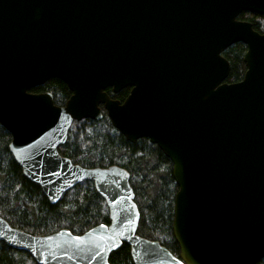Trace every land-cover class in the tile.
Segmentation results:
<instances>
[{"label":"water","instance_id":"1","mask_svg":"<svg viewBox=\"0 0 264 264\" xmlns=\"http://www.w3.org/2000/svg\"><path fill=\"white\" fill-rule=\"evenodd\" d=\"M264 0H0V125L22 174L51 204L91 181L108 224L80 235H32L0 217V241L35 264H109L122 243L133 264H256L264 258V33L241 12ZM246 47L228 83L222 53ZM62 80L64 106L29 90ZM130 88L123 102L105 92ZM126 141L147 138L177 186L175 256L137 234L139 210L122 167L86 168L58 153L74 121L100 120Z\"/></svg>","mask_w":264,"mask_h":264},{"label":"trees","instance_id":"2","mask_svg":"<svg viewBox=\"0 0 264 264\" xmlns=\"http://www.w3.org/2000/svg\"><path fill=\"white\" fill-rule=\"evenodd\" d=\"M238 19L249 22L256 32L264 33V15L243 11ZM245 51L242 43H236L222 53L230 63L226 82L233 83L243 78ZM29 91L51 93L57 106H64L71 95L66 84L58 78L48 79ZM129 91V87L118 93H113L110 88L105 90L111 99L120 102ZM100 109V120L83 119L71 124L66 142L58 147V153L86 168L110 165L124 168L130 175L129 183L140 214L137 234L157 240L178 256L179 247L172 232L177 186L172 176L171 161L147 138L134 143L126 141L113 128L102 106ZM10 140L9 132L0 125V217L11 227L32 235H48L60 229L80 235L98 224L109 223L106 204L91 181L79 183L51 204L40 187L22 174L8 150ZM108 263L133 264L129 245L122 243L111 252ZM0 264L35 262L27 252L15 250L0 241ZM256 264H264V258Z\"/></svg>","mask_w":264,"mask_h":264},{"label":"rangeland","instance_id":"3","mask_svg":"<svg viewBox=\"0 0 264 264\" xmlns=\"http://www.w3.org/2000/svg\"><path fill=\"white\" fill-rule=\"evenodd\" d=\"M68 135V134H67Z\"/></svg>","mask_w":264,"mask_h":264}]
</instances>
